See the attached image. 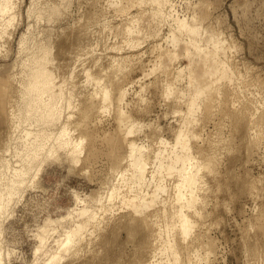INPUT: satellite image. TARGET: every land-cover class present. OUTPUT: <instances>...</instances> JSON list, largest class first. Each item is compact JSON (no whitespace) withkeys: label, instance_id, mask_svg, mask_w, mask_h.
I'll use <instances>...</instances> for the list:
<instances>
[{"label":"rangeland","instance_id":"obj_1","mask_svg":"<svg viewBox=\"0 0 264 264\" xmlns=\"http://www.w3.org/2000/svg\"><path fill=\"white\" fill-rule=\"evenodd\" d=\"M141 3L140 0H12L13 8L7 20L0 18V158H10L14 161L15 151L17 154L24 146V138L21 137L24 129H38V125L24 121L37 114L34 109L27 111L32 96L24 92V86L29 82L28 73L38 58L42 45L49 50V66L52 65L50 68H54L53 71L58 73L57 80L65 82V91L62 101L60 100L62 103H59L62 105L61 117L64 118V115L70 112L74 116L72 121H75L78 118V107L91 95L95 86L87 75L88 69L91 73L95 71V74L100 71L104 76L119 69L120 71L116 70L114 73L119 72L120 77L115 78L119 79L120 86L128 89L125 92L123 107L131 112L137 128L133 134L130 133L129 138H134L141 150L149 151L150 155L153 149L160 154H166H159L160 161L156 159L155 153L152 152L150 156L145 175L149 180H146L143 192L152 190L158 181L163 184V190L159 191L157 203L146 208L141 214H134V219L137 218L139 222L135 220L137 223L132 227L128 223L131 219V207L122 202L120 197L115 200H108V196L106 197L112 185L122 180L119 177L121 174L115 172L114 167L118 166L120 170V166L121 170H125L128 168V160H123L119 165L110 155L113 146L108 144L105 136L118 133L115 130L117 125L112 108L111 111L102 112L98 116L99 119L95 118L97 121L93 119V123L88 125L97 138V155L89 157V160L85 157L87 139L86 144L83 143L85 152L82 153V162L75 163L76 168L74 162H66L68 158L63 154L64 150L59 151V156H43L40 158L41 168L38 166L35 168L37 171L33 170V173L43 170L35 177L37 182L34 178V181L26 183L19 197H14L15 202H11L8 212H5L4 216L2 214L0 263L147 264L153 257L155 262L163 257L167 260L168 253H161L165 241L163 237L166 234L162 214L165 212L164 207L169 209L172 205L177 177L176 174L171 177L156 173L154 183L151 175L161 163L166 165L172 159L169 154L175 151L173 149H178L179 146L173 145L176 142L177 130L179 131V127L180 130L184 129L187 124L183 123L187 113L186 101L196 89L201 88L202 93L197 98L199 107L191 113L192 116L190 114L191 117L198 118H195L192 125L188 124V130L192 132L193 137L191 132L186 131L190 133L189 146L193 155L198 158L204 156L201 159L211 156L215 161L214 171L210 175L203 172L205 169L201 171L206 175L204 183L208 196L207 199L204 198L207 201L204 202L206 218L204 217L205 221L203 219L202 222L205 224L196 223L192 234L185 240L179 235L176 237L175 229L171 232L172 235H165L166 240L170 238L180 251L184 247L181 251L183 260L197 243L192 237L201 233L204 246L211 244L212 247L211 264H264V0H170L169 4L164 2L165 6H160L162 14L157 18L154 17L153 10V14L151 13V9L158 6L157 3L154 5L151 0H143ZM118 9L120 12H117ZM155 18L160 19L158 21ZM176 18L179 19L178 22L182 18L187 19V22H184L185 27L177 31V20H174ZM148 19L153 24H149ZM193 27L198 36L196 33H188ZM141 29H145L144 32ZM176 38L182 40L180 48L177 49L172 44L176 42ZM164 50L168 53L170 50L172 53L164 54ZM205 54H214V57L205 59ZM160 57L162 59H159ZM122 60H126V65H123ZM97 67H100V70ZM208 67H213V74L206 75ZM164 68L169 70L166 72ZM192 72L195 75H191ZM190 79H194L193 82ZM167 81L172 83L170 90L166 89ZM168 91L170 95H167ZM73 101L75 103H72ZM68 113L67 115L70 114ZM56 124L57 122L51 123L52 126H48V130L51 127L54 130ZM71 129V135H75L74 137L83 133L82 128L77 131V128L72 126ZM54 131H57V128ZM75 131H80L81 135ZM122 149L119 154L128 155V150L125 147ZM171 156L174 157L172 153ZM52 157H55L53 163L49 159ZM61 160L66 161L63 163ZM1 172L4 171L0 164V175L3 174L0 176V190L5 176ZM39 174H42L41 178ZM38 179L41 180L40 183ZM35 182L39 186L37 184L34 187ZM27 186L32 187L27 189ZM24 191L27 193L23 194ZM90 194L93 198L98 194L100 197L103 195V202L107 207H103L102 202L101 205L98 201L94 203L97 196L93 200ZM77 201L82 204H77ZM16 202L19 205L14 204ZM86 203L90 204L89 207L93 205L91 209L95 207L97 213L100 212L101 215L98 214L96 218L98 222L90 223L83 230L85 240L60 250L57 246L59 241H55L65 239V231L84 219L77 215ZM97 204L100 208L95 206ZM101 208L104 209L103 214ZM153 211L154 214L156 211L162 212L158 217L159 221L150 215L145 221V215ZM9 212L11 213L8 217L14 216L7 218ZM3 217L7 219L4 220ZM52 219L60 224L55 222L58 224L56 227L50 223ZM98 223L101 224L100 227H97ZM161 230L164 232L163 236L158 235L162 234ZM156 236H162V240ZM188 238H192L194 244L191 240L190 243L187 242ZM158 239L160 241H157ZM158 242L161 244H157ZM36 249L38 251L35 253ZM153 249L158 251L155 255ZM203 249L199 251L204 253ZM56 251L57 258L52 259Z\"/></svg>","mask_w":264,"mask_h":264},{"label":"bare ground","instance_id":"obj_2","mask_svg":"<svg viewBox=\"0 0 264 264\" xmlns=\"http://www.w3.org/2000/svg\"><path fill=\"white\" fill-rule=\"evenodd\" d=\"M130 1V0H129ZM132 1V0H131ZM134 1V0H133ZM136 1V0H135ZM139 1V0H138ZM143 1V0H142ZM140 0V3L142 2ZM146 1V0H145ZM124 2V0H123ZM165 2L168 3L170 2V0H151V3L152 4H156L158 5L157 7H155L154 9H151V13H152V10L154 11L152 14L154 15V17L157 18V16H159L160 14H162V11H161V5L164 7L165 5H163V3ZM120 3V2H119ZM132 3V2H131ZM144 3V2H143ZM148 3V2H147ZM132 4H135L134 2ZM142 4V3H141ZM154 4V5H155ZM169 4V3H168ZM124 5V4H123ZM122 5V6H123ZM146 5V4H145ZM111 6V5H110ZM117 6V5H116ZM130 6H133V5H130ZM139 6V5H138ZM147 7V6H146ZM196 7V6H195ZM201 7V6H200ZM13 8V5H12V0H1L0 1V18H4V20L6 18H8V14L9 12H11ZM114 8V7H113ZM124 8V7H123ZM132 8V7H131ZM130 8V9H131ZM134 8V7H133ZM128 9V7H127ZM139 10V9H138ZM144 10V9H143ZM202 10V9H201ZM113 11V10H112ZM123 11V10H121ZM164 11V10H163ZM117 12H120L119 9ZM125 12V11H124ZM124 12H121V14H123ZM127 12V10H126ZM144 12V11H143ZM202 12V11H201ZM94 13V12H93ZM116 13V12H115ZM141 13V12H140ZM203 13V12H202ZM133 14V13H132ZM151 14V15H152ZM200 14V13H199ZM204 15V14H203ZM10 16H13V15H10ZM9 16V17H10ZM130 16V15H129ZM137 16V13L136 15ZM135 16H132L135 18ZM163 16V15H161ZM196 16V15H195ZM149 17V16H148ZM153 17V19H154ZM160 17V16H159ZM194 17V15H193ZM201 17V16H200ZM139 19V17H137ZM150 18V17H149ZM155 18V19H156ZM179 18V17H178ZM131 19V18H130ZM160 19V18H158ZM156 19V20H158ZM162 19V18H161ZM194 19V18H193ZM199 19V18H198ZM202 19V18H200ZM7 20V19H6ZM9 20V19H8ZM133 20V19H132ZM136 21V19H134ZM145 20V19H144ZM149 20V19H148ZM175 21L177 20L174 19ZM179 20V19H178ZM176 22V30H180L182 28H184V22H187V19H181L183 21H179ZM185 20V21H184ZM129 21V20H128ZM127 21V22H128ZM159 21V20H158ZM130 22V21H129ZM128 22V23H129ZM139 22V20H138ZM149 24H153L151 23L152 21H147ZM157 22V21H156ZM163 22V21H162ZM161 22V23H162ZM165 23V22H164ZM175 23V22H173ZM4 25V24H3ZM131 25V24H130ZM158 25V24H157ZM124 26V25H123ZM126 26V24H125ZM151 26V25H150ZM162 26V25H161ZM142 27V26H141ZM152 27V26H151ZM164 27V26H163ZM187 27V26H186ZM125 28V27H124ZM129 28V26H128ZM128 28H126V30H129ZM143 28V27H142ZM145 28V27H144ZM147 28V27H146ZM175 28V26H174ZM2 29V28H1ZM159 29V28H158ZM198 29V28H196ZM121 30V29H120ZM123 30V29H122ZM142 30V29H141ZM145 30V29H144ZM144 30H142L144 32ZM148 30V29H147ZM146 30V31H147ZM131 31V30H129ZM186 31V30H185ZM159 32V31H158ZM123 33V32H122ZM131 33V32H129ZM129 33H128V36H129ZM175 33V32H173ZM187 33V32H186ZM189 34H192V33H196V30H195V27L191 28L189 31H188ZM127 34V33H126ZM172 34H170L171 36ZM186 35V34H185ZM197 35V33H196ZM124 36V35H123ZM126 36V35H125ZM180 36V35H179ZM198 36V35H197ZM121 37V36H120ZM132 37V36H131ZM169 37V36H168ZM212 37V36H211ZM215 37V36H214ZM134 38V37H133ZM140 38V37H139ZM181 38V37H180ZM179 38V39H180ZM200 38V36H199ZM219 38V37H218ZM126 39V38H125ZM136 39V38H134ZM166 39V38H165ZM124 40V39H123ZM131 40V39H130ZM129 40V41H130ZM197 40V39H195ZM128 41V39L126 40V42ZM166 41V40H165ZM175 43L173 42L172 44H174V47L177 49V47L180 48L181 46V41L182 40H178V38L175 39ZM124 41H122L123 43ZM125 42V43H126ZM130 44V42H128ZM127 44V43H126ZM136 44V43H135ZM138 44V42H137ZM143 44V43H142ZM222 45V44H221ZM169 46V45H168ZM178 48V49H179ZM168 50V49H167ZM49 50H47V48L43 47V45L41 46V49H40V53H39V56L38 58L35 60V63L31 69V71H29L28 73V78H29V82L24 86V92L28 93L29 95L32 96V99L30 101V103L27 105V111L29 110H36L37 111V114H35V116H31V117H28L26 118L24 121L25 122H30L29 124H35V125H38V129L37 131H32V130H26L24 129V134L23 136H21L24 141V146H23V149L21 151H19L17 154L15 151V155L14 157L16 156V159L13 161L11 160L10 158L7 159V158H0V164H1V167L3 169L4 172H1L5 174L4 176V182H3V186L0 190V217H2V214L3 216L6 214L5 212H8V208L9 206L11 205V202L14 201V197L17 198V196L19 195V193H22V188L23 186H25L26 183H29V181H34L33 179L37 176V174L40 172V171H43L41 170V164H42V161H40V158H42L43 156H49V155H55L57 154L59 156V151H65L63 152V154L65 153V156L66 158H68V161H66L67 163L70 164L69 160L74 162V166H75V163H80L82 162L81 158H82V153L83 151L85 152V149H84V146H83V143L85 142L86 144V141L87 140L88 142V147L86 148V158L89 160L91 158V156H95L97 155V151L98 150H95L97 149L95 147V144L97 143L96 140V135H94V132L89 130L88 128V125L90 124V122L93 123V119H97L98 116H100V114L102 112H105V111H109L111 108L112 111H114L113 115H114V121H115V125H117V128L115 129L116 132L118 131V133L114 134V135H110V136H105L106 139H108L109 143L108 144H111L112 146V150H110V155L113 156V159L119 163V165L122 163L123 160L127 159L128 160V168L125 169V170H121L120 166H119V169L118 170V166L115 168L114 167V170L115 172L118 171L119 174H121V176H118L120 177V179L122 178L121 182L119 180V183L118 184H115L114 186L112 185V188H110V191L108 193V195H106V197L108 196V200H115L116 198H121L120 200H122V202L126 203L127 205H129L131 207V210H132V213H131V219H129L130 221L128 222L129 225H133L135 224V222L137 223L138 219H134L135 216L134 214H141L143 212H145V209L152 205H154L155 203H157L156 201L158 200V196H159V191H161V189L163 190V184L162 183H159L160 181H158L157 184H155V186L153 187L152 190H150L149 192H146L145 193L143 192V189H144V185L146 184V180H149V179H146L145 175H146V172H147V169H148V163H149V160H150V156L152 155V152L156 154V159L158 158V156L164 154L162 153L163 149L161 150L162 154H160V152H156L154 151V149L151 151V155H150V152H145V151H142L141 147H139L137 144V142L134 140V138H129L130 136V133L133 134L132 132L134 131V129L136 128V124H135V121L133 120L132 118V115H131V112L129 113L128 111H126L123 107V103H124V100L126 99L125 98V92L126 90L128 89H125L124 87L120 86L117 78L115 77H118L119 75V72L118 74L117 73H114V71L116 72V70L118 71L119 69H115L113 70V73H111L109 70L108 71L110 72L109 74H107V72L105 74H107L106 76H104V74L102 75L101 72L99 71L98 73H94L91 71H89V69L86 71L87 72V75L93 80L94 82V89L91 93V95L86 98V101H84L82 103V101H80L82 104H80L81 106L78 107V111L76 114H78V118L75 120V121H72L73 119V113L69 115H64V118L61 117V107L62 105H59V103H62L60 102V100L63 98V94H64V91H65V82L64 81H59L57 80V77L56 76L58 73L54 72V68L53 70L50 68L51 66H49V62H48V56H47V53H48ZM164 54L167 52L166 50H164ZM176 51V50H175ZM174 52V51H173ZM178 52V51H176ZM176 52H174L176 54ZM163 53V52H162ZM169 53L171 54L172 52H170L169 50ZM167 52V54H169ZM166 54V55H167ZM119 55V54H118ZM131 55V54H130ZM134 55V54H133ZM162 55V54H161ZM125 56V55H124ZM123 56V57H124ZM160 56V55H159ZM109 57V56H108ZM114 57V56H113ZM117 57V56H116ZM119 57V56H118ZM117 57V58H118ZM122 57V58H123ZM127 57V56H126ZM137 57H140V56H137ZM164 57V56H162ZM210 57H214V54H205V56H203V58L205 59H208ZM129 58V57H128ZM135 58V57H134ZM157 58V57H156ZM98 59V58H97ZM124 59V58H123ZM139 59V58H138ZM159 59H162L161 57ZM119 60V59H118ZM130 60V59H128ZM134 60V59H133ZM94 61V60H93ZM110 61V60H109ZM116 61V60H115ZM123 61V60H122ZM121 61V62H122ZM126 62V60H124ZM123 61V62H124ZM199 61V59L197 60ZM97 62V61H96ZM100 62V60H99ZM123 63V65H126V63ZM129 62V61H128ZM138 62V61H137ZM140 62V61H139ZM93 63V62H92ZM136 63V62H135ZM225 63V62H223ZM128 64V63H127ZM132 64V63H131ZM197 64V63H196ZM226 64V63H225ZM104 65V64H102ZM133 65V64H132ZM141 65V64H140ZM228 65V64H227ZM226 65V66H227ZM223 66V65H222ZM113 67V66H112ZM130 67V66H129ZM198 67V66H197ZM225 67V66H224ZM98 68V67H97ZM96 68V69H97ZM100 68V67H99ZM98 68V69H99ZM135 68V67H134ZM195 68V67H193ZM223 68V67H221ZM94 69V70H96ZM114 69V68H113ZM123 69V68H122ZM132 69V68H131ZM137 69V68H136ZM165 69V68H164ZM168 69V68H167ZM100 70V69H99ZM133 70V69H132ZM166 70V69H165ZM164 70V71H165ZM169 70V69H168ZM166 70V72L168 71ZM225 70V69H224ZM227 70V69H226ZM98 71V70H96ZM120 71V70H119ZM197 71V70H196ZM208 71L206 73V75H211L213 74V67H208L207 70ZM136 73V70L134 71ZM226 72V71H225ZM94 73V74H93ZM133 73V72H132ZM170 73V72H169ZM164 74V73H162ZM195 75L193 72L191 73V75ZM224 74V72H223ZM85 75V74H84ZM157 75V74H156ZM155 75V76H156ZM159 75V74H158ZM168 75V74H167ZM181 75V74H179ZM177 75V77L179 76ZM174 76V75H173ZM120 77V76H119ZM124 77V75L122 76ZM158 77V76H157ZM166 77V76H165ZM176 77V75H175ZM180 77V76H179ZM183 77V76H181ZM195 78V76H193ZM192 77V78H193ZM191 78V79H192ZM105 79V81H104ZM176 79V78H174ZM179 79V78H178ZM193 82V80H191ZM215 79V78H213ZM88 80V79H87ZM158 80L160 81V79L158 78ZM162 80V78H161ZM210 80V78H209ZM104 81V83H103ZM121 81V80H120ZM152 81V80H151ZM154 81V80H153ZM174 81V80H173ZM92 82V83H93ZM136 82V81H135ZM162 82V81H161ZM168 82V81H167ZM172 82V81H171ZM175 82V81H174ZM210 82V81H209ZM208 82V83H209ZM212 83V82H211ZM159 84V83H158ZM161 84V83H160ZM172 83H169L166 84L165 87L167 90H170L172 87L171 85ZM77 85V84H76ZM92 85V84H91ZM162 85V84H161ZM159 86V85H158ZM198 88V86H197ZM71 92V91H70ZM69 92V93H70ZM90 93V92H89ZM138 93V92H137ZM141 93V92H140ZM170 95V92L168 91L167 92V95ZM202 93V89L201 88H198L196 89V91L194 92V94L190 97H188L189 99H187V113H186V119L184 118V122H186L187 124H185L186 126L183 128H181L180 130V127H179V131L177 130V136H176V142L173 146H179L178 149H173L174 152H170L169 156L172 158L170 161H168V163L166 165H164L163 163H161L157 169H155L153 171V175L152 180H154V183H156L155 181V176L157 175L156 173L158 174H161V176H173V174H176V180H175V189H174V192H175V195L174 196V200L172 201V205L170 206L169 209H166L167 207H164V211L163 212L164 214H162V212L160 213V211H156L155 214H154V211L153 212H150L148 214L145 215V219L142 217V219H144L145 221H147V219H149V215L151 216V218H154L156 217L157 218V222L159 221L158 217L162 214L164 215V224H165V228L166 229V234L169 236L170 233L174 231V229L176 230L175 233L176 234V237L177 235H179V237L181 239H186L187 237H190V235L192 234L193 232V229H195V225H197L196 223L198 222H202V220L204 219L205 221V213H204V209H206V207L204 208V202H207L204 198L207 199V195H206V192H207V189L205 188V181H204V176L207 175V173H209L208 175H210L213 171H214V158L209 156V157H205L203 159H201V157H204V156H201L200 158L193 155V151H191V147L189 146V134L187 131H189V126L191 123H194L195 121V118L194 116H192V112L195 111L198 107H199V104L197 103V98L200 96V94ZM87 95V94H86ZM136 95V93H135ZM140 97V95H139ZM178 97V96H177ZM180 97V96H179ZM136 98V97H135ZM144 98V97H143ZM142 98V99H143ZM181 98V97H180ZM178 98V100L180 99ZM83 99V97H82ZM139 99V98H138ZM182 99V98H181ZM185 99V98H183ZM185 99V100H186ZM70 100V99H69ZM81 100V99H80ZM140 100V99H139ZM144 100V99H143ZM178 100H176L175 102L178 103ZM184 100V102H185ZM62 101V100H61ZM142 101V100H141ZM182 101V100H180ZM79 102V101H78ZM79 102V103H80ZM140 102V101H139ZM185 102V103H186ZM72 103H75L74 101ZM135 103V102H134ZM77 104V103H76ZM128 104V103H127ZM69 105H71L70 101H69ZM186 105V104H185ZM72 106V105H71ZM75 106V104H74ZM78 106V105H77ZM76 106V107H77ZM62 110V109H61ZM110 110V111H111ZM130 111V110H129ZM73 112V111H72ZM191 114V116H190ZM75 115V113H74ZM16 116V115H15ZM28 115H25V117H27ZM73 116V117H72ZM17 117V116H16ZM72 117V118H71ZM77 117V115L75 116ZM63 118V119H61ZM198 118V117H197ZM196 118V119H197ZM62 121H61V120ZM95 119V121H97ZM99 119V118H98ZM16 120V118H15ZM93 120V121H91ZM13 121V120H12ZM15 122V121H14ZM56 128H57V131H54L53 130V127H51V129L53 131L48 130V126H52L50 125L51 123H56ZM60 122V123H59ZM16 123V122H15ZM59 123V125H58ZM91 123V124H92ZM96 123V122H95ZM94 123V124H95ZM189 124V126H188ZM195 124H198V123H195ZM55 125V124H54ZM53 125V126H54ZM183 125V124H182ZM192 125V124H191ZM74 126L77 128V131L78 130H81L80 128L83 129V133L81 135L80 131L79 132H76L77 133H80L81 136L79 137H74L75 135H71L73 129H71V127ZM91 127V126H90ZM95 127V125H94ZM97 127V126H96ZM183 127V126H182ZM192 127V126H191ZM79 128V129H78ZM92 128V127H91ZM71 129V130H70ZM137 129V128H136ZM187 130V131H186ZM95 131V130H94ZM191 132V131H189ZM99 133V132H98ZM97 133V134H98ZM110 133V132H109ZM114 133V132H113ZM75 134V133H74ZM79 135V134H78ZM103 135V134H102ZM192 132H191V136H192ZM99 136V135H98ZM193 137V136H192ZM105 139V138H104ZM105 139V140H106ZM54 141V142H53ZM106 142V141H105ZM161 142V141H160ZM165 141H163L164 143ZM140 145V144H139ZM86 147V146H85ZM110 147V146H109ZM122 147H125V149H127L126 151L128 152V155H126L124 152V154H119L122 149ZM161 146H159L160 148ZM121 148V149H120ZM166 148V147H165ZM172 148V147H171ZM61 149V150H60ZM150 149V148H149ZM152 149V148H151ZM161 149V148H160ZM167 149V148H166ZM123 150V149H122ZM125 151V152H126ZM164 152H167V151H164ZM171 153L173 154L174 157L171 156ZM61 154V155H63ZM84 154V153H83ZM95 154V155H94ZM160 154V155H159ZM166 155V154H164ZM57 156V157H58ZM64 156V157H65ZM125 156V157H123ZM154 156V155H153ZM167 156H168V153H167ZM168 156V158H169ZM56 157V156H55ZM54 157V158H55ZM60 157H63V156H60ZM84 157V156H83ZM90 157V158H89ZM163 157V156H162ZM161 157V158H162ZM53 158V157H52ZM49 158L50 161H52L53 163V160H55L54 158ZM59 158V157H58ZM198 158V159H197ZM14 159V158H13ZM45 159V157H44ZM48 159V158H47ZM48 159V160H49ZM52 159V160H51ZM84 159V158H83ZM155 159V160H156ZM58 160V159H57ZM60 160V159H59ZM153 160V159H152ZM154 160L155 164H156V161ZM157 160L160 161V158H158ZM167 160V158H166ZM165 160V161H166ZM47 161V160H46ZM63 163L65 162L64 160H61ZM37 162V163H35ZM57 162V161H55ZM62 162H58V163H61ZM153 162V163H154ZM161 162H163L161 160ZM167 162V161H166ZM165 162V163H166ZM46 163V162H44ZM159 164V162H158ZM41 165V166H40ZM60 165V164H59ZM65 165V164H64ZM38 166H40V171L38 173H33V170L35 168H37ZM45 166V164H44ZM70 166V165H69ZM71 166L72 163H71ZM73 166V167H74ZM126 166V165H125ZM76 168V166H75ZM74 168V169H75ZM153 168V167H152ZM44 169V168H42ZM202 169L205 171L201 172ZM37 171V169H35ZM70 170H73V169H70ZM76 170V169H75ZM113 170V171H114ZM86 172V171H85ZM203 173V174H202ZM3 175V174H2ZM0 175V176H2ZM40 175L42 174H39V177ZM148 175V174H147ZM117 176V177H118ZM38 177V176H37ZM157 177V176H156ZM159 177V175H158ZM215 177V176H214ZM41 178V177H40ZM149 178V177H148ZM206 178V177H205ZM158 179V178H156ZM163 180V177L160 178V180ZM37 179L35 178V181ZM39 180V179H38ZM161 180V181H162ZM174 180V179H173ZM41 180H39L38 183H40ZM37 182V181H36ZM35 182V184H36ZM174 182V181H173ZM37 183V184H38ZM153 183V184H154ZM32 183H30L31 185ZM37 184L34 186V184H32L34 187L37 186ZM123 184V185H122ZM28 185V184H27ZM208 185V184H206ZM39 186V184H38ZM173 186V187H174ZM32 186H27V189L28 188H31ZM41 187V186H40ZM111 187V186H110ZM147 187V186H146ZM25 188V187H24ZM38 188V187H37ZM152 188V187H151ZM165 188V187H164ZM34 189V188H33ZM36 189V188H35ZM96 189V188H95ZM95 189H94V193H95ZM173 189V188H172ZM25 190V189H23ZM145 190V189H144ZM206 190V191H205ZM209 190V189H208ZM28 191V190H27ZM26 191V193H27ZM76 191V190H75ZM98 191V190H97ZM125 191V192H123ZM148 191V190H147ZM165 191V190H164ZM108 192V191H107ZM133 192V193H132ZM25 191L23 192V194H26ZM92 193V191H91ZM205 193V194H204ZM76 194V193H75ZM74 194V195H75ZM79 194V193H78ZM97 194V193H95ZM171 194V193H170ZM210 194V193H209ZM94 195V194H92ZM21 196V195H20ZM86 196V195H85ZM91 196V194H90ZM97 196V198H96ZM94 196V198H96L94 200V203L96 201H98L97 203H101L102 206L104 204V200H105V197H104V200H103V195H96ZM99 196V197H98ZM19 197V196H18ZM22 197V196H21ZM79 197V195H78ZM88 199H89V196H87ZM86 197V199H87ZM170 197V196H169ZM23 198H25L23 196ZM75 198L76 200L77 197L75 195ZM81 198V196L79 197ZM92 198L89 200V202L92 200ZM20 199V198H19ZM18 200V199H16ZM169 200V199H168ZM23 201V199H22ZM15 202V201H14ZM81 202V201H79ZM78 201L76 202L77 204L79 203ZM21 203V202H20ZM75 203V205H76ZM14 204H18V202L14 203ZM80 204V203H79ZM82 204V203H81ZM80 204V205H81ZM92 204H93V201H92ZM100 204V205H101ZM162 204V203H161ZM19 205V204H18ZM79 205V206H80ZM84 205V204H83ZM90 204H85V206L82 208L81 210V213L79 212V215H77L78 217H83L82 221H77L78 223H74L73 226H71L70 229H67L65 231V239L63 240H56L55 243H57V241H59V245L57 243V246H59L58 248H67L70 244H76L78 243L79 241H82L84 238L86 239V237L83 236V230L91 223H94V221H97L98 219L97 218V215H101L100 212L97 213L96 212V208L94 209H91V207H93V205H91L89 207ZM100 205H95L97 206V208L100 206ZM169 205V204H167ZM17 206V205H16ZM14 207V208H17V207ZM101 206V207H102ZM206 206V204H205ZM82 207V206H81ZM105 207V204L104 206ZM107 207V205H106ZM105 207V208H106ZM11 208V206H10ZM75 208V207H73ZM77 208V207H76ZM100 208V207H99ZM79 209V208H78ZM102 209V208H101ZM100 209V210H101ZM159 209V208H158ZM16 210V209H14ZM74 210V209H73ZM76 210V209H75ZM99 210V211H100ZM103 210L102 209V214H103ZM162 210V209H161ZM9 211H11L9 209ZM72 211V210H71ZM80 211V210H79ZM98 211V210H97ZM15 212V211H14ZM76 212V211H75ZM131 212V211H130ZM5 213V214H4ZM11 212L7 213V218H11V217H8V214H10ZM71 214V212H68ZM74 213V211H73ZM78 213V212H77ZM73 216V214H72ZM75 216V214H74ZM103 216V215H102ZM63 217V216H62ZM71 216H69L70 218ZM99 217V216H98ZM205 217V218H204ZM4 218V217H3ZM7 218H4L7 219ZM102 218V217H101ZM140 218V217H139ZM150 218V219H151ZM67 219V218H66ZM161 219V218H160ZM53 220V219H52ZM58 220V219H57ZM103 220V219H102ZM109 220V219H108ZM137 220V221H135ZM154 220V219H153ZM64 221V220H63ZM128 221V220H127ZM140 221H141V218H140ZM150 221V220H149ZM155 221V220H154ZM155 221V222H156ZM162 221V219H161ZM160 221V222H161ZM56 223L60 224L58 221H55ZM54 220L51 221L50 220V223H53L55 224ZM62 222V220H61ZM98 222V221H97ZM101 222V220L99 221ZM104 222V221H103ZM139 222V221H138ZM156 222V224H158ZM57 224V225H58ZM99 224V223H98ZM97 224V227L101 224L98 225ZM139 224V223H138ZM201 224V223H200ZM202 224L204 225L205 223L202 222ZM49 225V224H48ZM57 225L55 224V226L57 227ZM94 225V224H93ZM153 225V224H151ZM155 225V224H154ZM50 226L52 227V224H50ZM54 226V225H53ZM95 226V225H94ZM136 226V225H135ZM146 227V224L144 225ZM159 226V224H158ZM161 226V225H160ZM201 226V225H200ZM198 225V227H200ZM2 227V226H1ZM96 227V226H95ZM153 227V226H152ZM164 227V226H163ZM162 227V229H163ZM53 228V227H52ZM55 228V227H54ZM154 228V227H153ZM161 228V227H160ZM159 228V229H160ZM202 228V227H201ZM200 228V229H201ZM1 229V228H0ZM163 229V230H164ZM156 230V229H155ZM202 230V229H201ZM1 231V230H0ZM147 231V230H146ZM149 231V230H148ZM153 231V230H152ZM162 231V230H161ZM205 231V230H204ZM149 233V232H148ZM153 233V232H152ZM158 233H160V231H158ZM171 233V235H172ZM164 232L162 231V234H158V235H162L163 236ZM165 234V235H166ZM151 235V234H150ZM153 235V234H152ZM151 235V236H152ZM164 235L163 238H165V241L163 242V248H162V252L161 253H168V259L167 260H164L165 258L163 257V259L161 258V260H159L158 258H156L157 262L153 261L154 260V257H153V260L150 261V262H146L147 264H211V261H210V254L212 252V247H211V244L210 246H204L203 244V241L201 240L202 237H200L201 233H198L197 236H193L192 238H194V240L197 242L195 244V247L193 249V251L191 250V252H188L187 253V256L184 258L185 260H183L182 256H181V251L179 249L178 246H176V243L175 242H172L170 240V238H167L166 240V236ZM174 235V234H173ZM86 236V234H85ZM162 236H156L157 238L160 237V239L162 240ZM175 236V235H174ZM174 236H172V238H174ZM203 236V235H202ZM148 237V236H147ZM175 237V238H176ZM174 238V239H175ZM179 238V240L181 241V239ZM189 239L186 240L187 242H189L190 240L192 241L193 239ZM84 239V240H85ZM193 240V241H194ZM156 241V240H155ZM157 241H160L159 239ZM156 241V242H157ZM174 241V240H173ZM176 241V240H175ZM190 241V242H191ZM191 242L194 244V242ZM162 242V241H161ZM161 242H158L157 244H161ZM189 242V243H190ZM80 243V242H79ZM78 243V244H79ZM155 243V242H154ZM156 244V245H157ZM180 244V242H179ZM182 244V243H181ZM184 245V244H183ZM187 245V244H186ZM77 246V245H76ZM153 246V245H151ZM159 246V245H158ZM194 246V245H193ZM189 248V244L187 246ZM197 247H201V248H204L203 250L205 251L204 253H201L199 251V249L201 248H197ZM56 247V249H58ZM160 248V247H159ZM186 248V246H185ZM2 249V248H0ZM192 249V247H191ZM154 250V249H153ZM157 250V248H156ZM160 250V249H159ZM1 251V250H0ZM38 250L36 249L35 253L37 252ZM60 252V251H59ZM158 251H155L153 252L156 253ZM186 253V252H185ZM57 254H58V251H56V253L52 256V259H55L57 258ZM159 254V253H158ZM157 254V255H158ZM162 254V256H163ZM151 255V254H150ZM155 255V254H154ZM159 256V255H158ZM2 257V254L1 256ZM167 258V257H166ZM2 259V258H1ZM4 260V259H2ZM1 261V260H0ZM2 262V261H1ZM4 262V261H3ZM0 264H3V263H0Z\"/></svg>","mask_w":264,"mask_h":264}]
</instances>
